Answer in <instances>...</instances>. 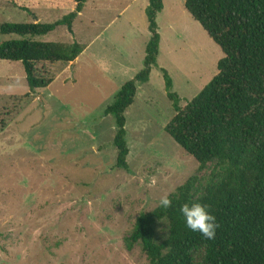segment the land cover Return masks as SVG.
I'll list each match as a JSON object with an SVG mask.
<instances>
[{
  "label": "rangeland",
  "instance_id": "rangeland-1",
  "mask_svg": "<svg viewBox=\"0 0 264 264\" xmlns=\"http://www.w3.org/2000/svg\"><path fill=\"white\" fill-rule=\"evenodd\" d=\"M13 1L0 0V26L53 24L74 11L39 3L28 13ZM185 2L163 0L158 64L126 113L130 172L116 169L117 127L105 111L144 69L149 0H89L74 34L59 28L43 38L86 47L75 63L53 68L47 89L31 93L22 63L0 60V264H150L141 244L128 248L138 217L190 178H199V194L213 181L216 163L201 171L165 131L176 112L162 70L184 108L224 58ZM168 236L160 222L158 242ZM204 255L196 251L195 264Z\"/></svg>",
  "mask_w": 264,
  "mask_h": 264
},
{
  "label": "trees",
  "instance_id": "trees-1",
  "mask_svg": "<svg viewBox=\"0 0 264 264\" xmlns=\"http://www.w3.org/2000/svg\"><path fill=\"white\" fill-rule=\"evenodd\" d=\"M89 0H14L17 8L32 13L35 4L71 5L74 11L53 24L5 23L0 35L12 37L0 43V60L22 63L31 93L47 89L55 80L53 68L73 63L85 52L78 42H45L59 28L74 34L78 15ZM163 0H149L146 10L151 33L144 69L127 82L106 109L115 119L118 149L116 169L130 172L126 113L135 103L140 85L150 81L158 64L161 36L158 15ZM186 11L222 50L218 75L186 107L172 92L173 79L162 70L168 98L176 115L165 131L189 155L201 171L213 162V181L199 194L198 177L190 178L169 196L172 205L142 213L128 248L141 244L150 264H195L194 254L204 250L200 264H264V0H186ZM199 202L218 225L214 239L192 232L180 208ZM169 223V236L157 240V225Z\"/></svg>",
  "mask_w": 264,
  "mask_h": 264
},
{
  "label": "clouds",
  "instance_id": "clouds-1",
  "mask_svg": "<svg viewBox=\"0 0 264 264\" xmlns=\"http://www.w3.org/2000/svg\"><path fill=\"white\" fill-rule=\"evenodd\" d=\"M152 183H155L154 178ZM171 205L172 200L167 195L158 202V207L162 210L168 209ZM180 213L189 230L200 233L206 239H214L218 225L205 205L199 202L185 203L180 208Z\"/></svg>",
  "mask_w": 264,
  "mask_h": 264
},
{
  "label": "crops",
  "instance_id": "crops-1",
  "mask_svg": "<svg viewBox=\"0 0 264 264\" xmlns=\"http://www.w3.org/2000/svg\"><path fill=\"white\" fill-rule=\"evenodd\" d=\"M83 14V12L82 13H80L78 16H80V15H82ZM76 62V61H75Z\"/></svg>",
  "mask_w": 264,
  "mask_h": 264
},
{
  "label": "water",
  "instance_id": "water-1",
  "mask_svg": "<svg viewBox=\"0 0 264 264\" xmlns=\"http://www.w3.org/2000/svg\"><path fill=\"white\" fill-rule=\"evenodd\" d=\"M75 63V62H74Z\"/></svg>",
  "mask_w": 264,
  "mask_h": 264
}]
</instances>
